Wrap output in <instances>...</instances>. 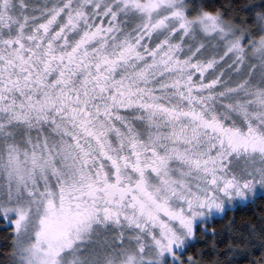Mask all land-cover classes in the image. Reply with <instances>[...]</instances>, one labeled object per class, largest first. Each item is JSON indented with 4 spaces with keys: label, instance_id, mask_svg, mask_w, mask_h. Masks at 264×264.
Segmentation results:
<instances>
[{
    "label": "snow or ice",
    "instance_id": "obj_1",
    "mask_svg": "<svg viewBox=\"0 0 264 264\" xmlns=\"http://www.w3.org/2000/svg\"><path fill=\"white\" fill-rule=\"evenodd\" d=\"M0 264H264V0H0Z\"/></svg>",
    "mask_w": 264,
    "mask_h": 264
},
{
    "label": "trees",
    "instance_id": "obj_2",
    "mask_svg": "<svg viewBox=\"0 0 264 264\" xmlns=\"http://www.w3.org/2000/svg\"><path fill=\"white\" fill-rule=\"evenodd\" d=\"M247 216H251V213H247L246 216H245V214H237V223L238 224L243 223L242 217L247 218Z\"/></svg>",
    "mask_w": 264,
    "mask_h": 264
}]
</instances>
